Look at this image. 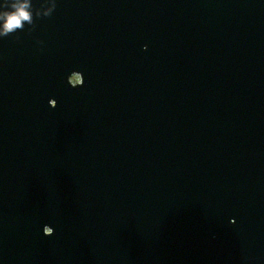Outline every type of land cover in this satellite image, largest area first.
I'll list each match as a JSON object with an SVG mask.
<instances>
[{"label": "water", "instance_id": "obj_1", "mask_svg": "<svg viewBox=\"0 0 264 264\" xmlns=\"http://www.w3.org/2000/svg\"><path fill=\"white\" fill-rule=\"evenodd\" d=\"M0 264H264V0H0Z\"/></svg>", "mask_w": 264, "mask_h": 264}, {"label": "rangeland", "instance_id": "obj_2", "mask_svg": "<svg viewBox=\"0 0 264 264\" xmlns=\"http://www.w3.org/2000/svg\"><path fill=\"white\" fill-rule=\"evenodd\" d=\"M74 79H76V77H74Z\"/></svg>", "mask_w": 264, "mask_h": 264}, {"label": "flooded vegetation", "instance_id": "obj_3", "mask_svg": "<svg viewBox=\"0 0 264 264\" xmlns=\"http://www.w3.org/2000/svg\"><path fill=\"white\" fill-rule=\"evenodd\" d=\"M77 78V77H76Z\"/></svg>", "mask_w": 264, "mask_h": 264}]
</instances>
